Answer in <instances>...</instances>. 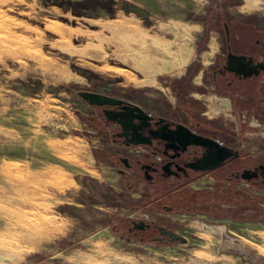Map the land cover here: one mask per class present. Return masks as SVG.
Here are the masks:
<instances>
[{"label":"rangeland","instance_id":"1","mask_svg":"<svg viewBox=\"0 0 264 264\" xmlns=\"http://www.w3.org/2000/svg\"><path fill=\"white\" fill-rule=\"evenodd\" d=\"M222 14L264 21V0H0V264H264V186L167 195L119 162L115 127L79 94L170 112L172 84L210 82ZM240 140L264 151L263 133ZM130 220L186 242L129 241L113 228Z\"/></svg>","mask_w":264,"mask_h":264},{"label":"flooded vegetation","instance_id":"2","mask_svg":"<svg viewBox=\"0 0 264 264\" xmlns=\"http://www.w3.org/2000/svg\"><path fill=\"white\" fill-rule=\"evenodd\" d=\"M219 47L210 66L205 69L210 81L208 84H172L176 99L168 113H153L136 102L122 98L140 106L148 114V117L135 116L123 128L120 123L108 120L104 114L106 108L115 112L125 111L123 105L98 106L102 122L115 127L108 134L111 141L128 152L125 154L121 150L115 153L119 162L135 175H141V180L150 186L166 185L167 195L177 192L178 188L189 189L195 185L201 187L206 182H218L221 184L220 192L227 199L232 196L234 181L249 182L254 187L264 186V157L260 156L264 155V151L250 150L240 140L247 133L264 135V21L222 14ZM201 95L213 97L217 106L210 110L205 102H200ZM222 110H228L227 119L237 124V131L232 136L225 124L218 123L224 117ZM134 113L138 115V112ZM194 135L234 148L238 155L224 159L214 168H195L191 164L200 160L208 147L190 143ZM212 151H217V148ZM245 170L257 173L245 179L242 177ZM203 191L206 194L210 188L206 187ZM246 193L241 186L235 188V194L243 196ZM163 207L174 209L171 205ZM113 230L127 240L142 245L185 243L180 238H173L175 234L184 237L178 231L157 222L130 220L126 228L115 227Z\"/></svg>","mask_w":264,"mask_h":264},{"label":"water","instance_id":"3","mask_svg":"<svg viewBox=\"0 0 264 264\" xmlns=\"http://www.w3.org/2000/svg\"><path fill=\"white\" fill-rule=\"evenodd\" d=\"M79 94L82 96V98H84L86 101H88V103L92 105H96V106L123 105L125 111L122 112H115L114 110L107 108L104 110V114L108 120L120 123L123 126V128H126V124L132 122L135 116L140 117L142 115L143 117H148V114L140 106L125 101L122 98H117L114 96H109L92 91H81L79 92ZM134 112H138V115L135 114ZM179 127L180 125L178 126V128ZM189 142L208 147L204 156L197 162L191 164L195 168H201V169L214 168L220 165L224 159L238 155V151H236L234 148L223 147L219 144L218 141L211 138L194 135V137H192V139ZM213 148H217V151H212ZM250 172L251 170H245L242 173V177L245 179H250L253 175L257 173V171H255L254 174H251ZM263 174H264V166H263ZM173 238H180L182 242H186V238L182 236H178L177 234H175Z\"/></svg>","mask_w":264,"mask_h":264}]
</instances>
